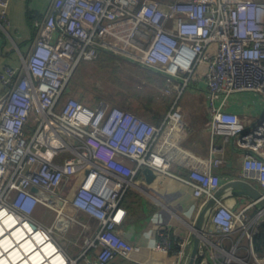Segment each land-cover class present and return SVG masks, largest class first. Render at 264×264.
<instances>
[{
  "label": "built area",
  "instance_id": "2783aa9c",
  "mask_svg": "<svg viewBox=\"0 0 264 264\" xmlns=\"http://www.w3.org/2000/svg\"><path fill=\"white\" fill-rule=\"evenodd\" d=\"M10 3L0 0L4 33ZM34 28L22 64L0 71L5 87L0 98V222L19 220L44 233L65 256V264H109L125 254L124 200L129 190L142 188L145 169L173 175L174 149L179 147L172 137L186 131L178 101L202 74L212 154L223 153L214 146L217 137L231 144L243 158L238 179L264 194V110L254 121L227 110L238 93L257 94L264 103V0H52ZM162 39L169 43L167 52L156 48ZM106 55L119 65L131 63L159 73L167 94L177 92L161 124L110 101L89 108L69 94L82 64ZM199 163L203 167L193 164L185 180L201 200L199 216L215 200L204 227L198 232L196 221L192 234L173 242L162 227L156 249L174 252L189 264L192 236L198 234L196 264L210 257V264H231L233 259L264 264V251L255 248L264 208L246 196L247 203L231 204V192L217 198L226 182L214 168L223 165V158ZM41 207L54 214L50 225L36 219ZM255 208L256 219L251 213ZM76 228L81 230L82 249L74 257L63 242ZM230 238L239 241L226 248ZM243 239L249 258L238 255ZM218 253L227 257L224 263Z\"/></svg>",
  "mask_w": 264,
  "mask_h": 264
},
{
  "label": "crops",
  "instance_id": "0c3cea01",
  "mask_svg": "<svg viewBox=\"0 0 264 264\" xmlns=\"http://www.w3.org/2000/svg\"><path fill=\"white\" fill-rule=\"evenodd\" d=\"M51 2L52 0H11L9 7L10 24L6 28L7 32L4 33L0 28V71L7 66L17 67L22 64V57L30 50L34 38L35 22L45 16ZM1 11L0 6V13ZM202 70L199 68L198 72ZM200 77L201 80L196 83V87L190 88L205 94L204 106L201 108L202 111L197 114L193 113L196 114L194 119H192V114L187 115L186 113V108L190 107L189 104H185L184 108L180 109L186 123V131L172 137V140L179 147L174 149L176 161L171 170L173 175H160L153 184H149L145 180L141 189L129 190L124 200L128 215L121 227L125 240L123 247L125 254L118 256L109 264H183L174 252L162 253L156 249V245L159 241L158 231L162 227L168 228L172 242L188 233L192 234L194 228L192 225L199 217L201 200L193 196L192 190L185 180L188 177L190 167L193 164L203 167L199 163L200 161L210 162L212 158L217 156L223 158L224 163L222 166L214 168V172L223 179V182L235 180L242 176V155L231 144H224L222 138L217 137L214 140V146L222 147L223 153L212 154L213 137L210 131L209 99L206 93L204 75L202 74ZM4 92L5 87L0 82V98ZM174 102L175 98L172 99L167 113L160 119L146 118L134 108L124 103L118 102V104H122L126 109L138 115L142 114V117L159 125L165 120ZM227 110L240 114L248 121H254L261 116L264 103L257 94L238 93L230 98ZM185 151L190 152L189 156L185 154ZM228 192L231 191L225 193ZM243 199L242 196L232 195L229 197V202L243 205L247 203ZM258 211L259 208L251 211L253 216L255 215V219ZM80 231L79 228L70 231L66 234L63 242L67 251L74 257L78 256L82 249ZM235 238L237 239L238 235H235ZM234 240L233 238L227 239L225 241L226 248H230L233 242L239 241V239ZM193 246L194 243L189 250L190 255H192ZM248 252V242L243 239L238 245V255L248 257ZM218 254L221 263H224L227 257L221 253ZM209 261L210 263L213 262L211 257ZM231 264H239V262L233 259Z\"/></svg>",
  "mask_w": 264,
  "mask_h": 264
},
{
  "label": "rangeland",
  "instance_id": "374dc122",
  "mask_svg": "<svg viewBox=\"0 0 264 264\" xmlns=\"http://www.w3.org/2000/svg\"><path fill=\"white\" fill-rule=\"evenodd\" d=\"M190 87L195 88L196 82L192 80ZM190 87L180 97L178 108L183 109L185 104H189L186 113L192 114L194 119L202 111L205 94ZM69 89L72 96H76V90L80 102L89 108H95L94 105L101 101L120 102L150 119H160L167 113L173 97L177 96V92L167 94V84L162 75L131 63L107 67L103 62H85L73 77ZM35 217L49 225L54 220V214L42 207Z\"/></svg>",
  "mask_w": 264,
  "mask_h": 264
},
{
  "label": "bare ground",
  "instance_id": "6f19581e",
  "mask_svg": "<svg viewBox=\"0 0 264 264\" xmlns=\"http://www.w3.org/2000/svg\"><path fill=\"white\" fill-rule=\"evenodd\" d=\"M156 48L160 52H167L169 43L162 39ZM23 229L28 238L25 237ZM13 243L15 247H12ZM65 262L66 258L57 246L30 224L9 218L4 220V223L0 222V264H65Z\"/></svg>",
  "mask_w": 264,
  "mask_h": 264
},
{
  "label": "water",
  "instance_id": "95a60500",
  "mask_svg": "<svg viewBox=\"0 0 264 264\" xmlns=\"http://www.w3.org/2000/svg\"><path fill=\"white\" fill-rule=\"evenodd\" d=\"M143 176L145 177V180L149 184H153L159 178L160 174L150 168H147L143 171ZM226 191H231V193L236 196H246L248 198L257 200L260 206L264 208L263 192L256 185H254L253 183L247 180L235 179V180L226 182L224 186L221 188V190L218 192L217 198H222ZM214 204H215V200H211L207 208L199 216L197 220V224H196V230L198 232L203 229L205 220L207 217V213L209 209L213 207ZM192 240H193L194 246H193V251H192L189 264H196L198 248L200 245L199 235L193 234ZM201 264H210V261L208 258H206L202 260Z\"/></svg>",
  "mask_w": 264,
  "mask_h": 264
},
{
  "label": "trees",
  "instance_id": "16d2710c",
  "mask_svg": "<svg viewBox=\"0 0 264 264\" xmlns=\"http://www.w3.org/2000/svg\"><path fill=\"white\" fill-rule=\"evenodd\" d=\"M96 62H103L107 67H116L117 65H119L115 58L109 55H106L104 57H101L100 59L96 60ZM121 67V65H119ZM76 74V73H75ZM75 76V75H74ZM73 76V77H74ZM73 79V78H72ZM72 81V80H71ZM70 90V89H69ZM71 90L69 91L70 94ZM74 94L76 95L75 97L79 100L77 91H74ZM83 98V96H82ZM80 101V100H79ZM98 103V102H97ZM99 104V103H98ZM97 105V104H96ZM94 105V106H96ZM115 105L121 106L122 108L126 109L125 106H123L122 104H118V102H116ZM92 108V107H91ZM128 110V109H127ZM142 115V114H141ZM255 248L257 251H264V227L262 229L261 234H259L256 238H255ZM201 260L199 259V262Z\"/></svg>",
  "mask_w": 264,
  "mask_h": 264
}]
</instances>
